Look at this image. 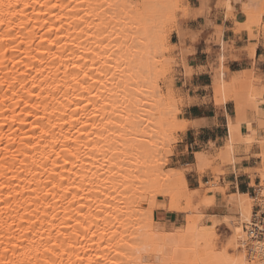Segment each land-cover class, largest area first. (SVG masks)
<instances>
[{"label":"bare ground","instance_id":"6f19581e","mask_svg":"<svg viewBox=\"0 0 264 264\" xmlns=\"http://www.w3.org/2000/svg\"><path fill=\"white\" fill-rule=\"evenodd\" d=\"M95 1L0 0V264H80L78 256L85 258L83 264H110L124 259L116 252L129 244L159 253L160 264H175L179 251L197 252L193 264H260L258 245L264 243L254 242L255 254L245 253L250 240L238 225L250 219L252 201L260 193L250 197L239 192L232 201L240 216L230 221L238 222L231 242L238 252L232 254L211 251L217 215L202 227L197 219L189 228L168 231L155 220V211L164 208L155 195L154 201L149 199L154 213L141 234L120 236L126 227L132 234L142 222L139 172L148 178L150 192L151 178L162 174L161 164L151 160L163 144L157 131L175 127L184 132L200 122L167 115L160 98L155 110L149 109L153 100L140 96L144 89L137 87V70L119 62L117 45L100 43L101 33L113 40L109 31L114 24L90 14ZM190 10L182 11L184 18L197 17ZM243 11L248 20L238 24L243 26L239 31L250 27L256 37L261 18L253 10ZM187 33L178 31L182 40ZM125 43L122 47L131 50ZM147 54L141 56L143 76L152 68ZM243 78L231 84L220 73L214 80L223 103L235 102L236 118L228 116L223 147L233 163L238 146L248 145L264 118L263 93L250 99L235 90L243 86ZM196 158L188 171L199 169L206 155L197 152ZM178 174L188 191L185 172ZM259 176L264 182V168ZM168 211L182 212L175 204ZM54 245L60 246L58 254L45 251Z\"/></svg>","mask_w":264,"mask_h":264},{"label":"rangeland","instance_id":"374dc122","mask_svg":"<svg viewBox=\"0 0 264 264\" xmlns=\"http://www.w3.org/2000/svg\"><path fill=\"white\" fill-rule=\"evenodd\" d=\"M140 1L141 0H97L95 1V4H93V10L90 11V14H100L105 21H113L114 27L109 31L113 40H109L106 38V35L108 34L107 32L101 33L100 43H108L109 41L108 46L117 45V47H119V49L117 50V57L119 62H121L122 65L128 64L131 69L137 70V87L141 91L144 89V93L143 91L140 92V96H142V98H149L150 102L153 100V104L149 105V109L154 111L157 105L156 101L158 98H160L162 108L165 109L166 114L171 116L177 113L178 121H180L179 115L181 112V106L183 105V100L176 87V74L177 68L182 64L180 63V61L183 62V60L181 59H183L189 52H181L177 45H172L170 42V37L173 32L177 31L178 33L180 29L178 26V20L180 17H183L182 11L184 9H186V11H191L190 9L192 8L190 4L186 5L184 0L180 1L179 3L174 0H148L145 5H138ZM232 1L238 2L241 0ZM218 2L223 4L224 0H218ZM244 5L247 4L243 3V6ZM247 9H249L248 5ZM252 12L253 11H251V13ZM263 12L264 0L260 4V9L258 10V12L253 13L262 14ZM145 28H148V32H146L147 35H145L146 33L144 32ZM255 28L254 32L256 31L258 36L260 32V25L258 26V28ZM220 39L222 41V37ZM210 40L211 42L217 44V38L215 35L211 37ZM125 42H129L131 44V50H127L125 47H122L123 44H127ZM217 45L220 46L221 44ZM226 49L227 44L225 43L224 53H226ZM179 51L180 53H177ZM146 52L149 54H147L148 61L151 63L152 68L150 69L149 75L146 71L145 76H143L144 72L141 68L144 62L141 56L143 54H146ZM220 55L221 51L219 50V52L217 53V61L220 63V66L218 68H215L213 65H211L212 71L216 76H219V74L222 72V60ZM92 56L93 54H91L89 57ZM187 69L188 73H190V68L187 67ZM154 82L155 85L153 84ZM245 83L243 84V86H238V88L236 87L235 90L239 92L241 91L242 93L247 92L248 96L246 98H259V96L263 93V91L257 92L254 90L256 88L255 84L257 83L256 79H250L246 86ZM142 93L143 95L145 94V96H143ZM215 98L218 104H223V101L221 100V97L217 90H215L214 93V99ZM246 109L251 110L250 107H246ZM182 132L183 131H180L175 127H168L167 131L165 132L162 129L157 131L158 139L161 140V143L163 144H161V150L156 155L151 156V160L153 161V163L158 162L161 164L162 174L160 176L154 175L151 178V183L149 182V186H151L152 191L150 192V190L147 188L148 183L145 181V179L148 180V178L143 175L142 171L139 172L138 178L141 181V190L143 192L140 193L141 195L139 197L141 198L139 208H141V212L143 213L141 217L142 222H140V224L138 225L139 228L134 230L135 233L133 231L132 234L131 228L129 227L127 229L126 227L121 232L122 234H120V236L123 235L122 238H125L127 236L125 239H129L131 236H133V234H141V231L144 229V223L147 220H150L154 213V210H152L149 205V199L154 201V195L156 196L157 203L164 206L163 210H168V207L171 204H175L182 211L176 212L178 214V222L176 224L165 225L162 223L166 226V229L168 231H174V229L176 230L180 227L189 228L195 221H197V219H201L198 221V225L200 224L199 226L202 227L208 224L209 220L214 216L208 213V207L206 206H212V204L215 203V198L209 197L208 193L211 191L215 192L221 189V184L219 182V178L217 177V173L221 171V166L233 164V161L231 159V156L225 153L224 148L219 149V151L214 154L207 152L204 164L199 167L198 170L202 173L206 170H211L214 174L213 180L209 183L201 184V186L197 189L189 188V190L186 191L187 189L185 190L184 182L179 176L178 172H187L188 167L186 166L184 168H173L174 163L171 161L173 146L179 140L178 134H181ZM261 138L260 122H258L257 132L251 135V142H249L248 145H243L247 147V151L249 152L251 147L254 145H258L261 147ZM167 140H170V143H166ZM263 151L264 149H262L261 153L258 154L257 157L263 155ZM261 158L262 164L260 166H257L254 169L245 170L248 175L254 178V184L252 186L255 188V191L248 193V196L250 197H254L256 196V194L258 196L261 192V188L264 186V182L259 176L260 170L264 168V157ZM167 176L168 178H170V180H167ZM256 179L259 180V184L257 185L255 183ZM142 196H145V199L144 197L142 198ZM209 200L211 201L210 203H205V201ZM256 201L257 199L255 198L252 201V212L249 220L252 219L253 212L255 211ZM156 208H158V206ZM159 210L160 209H157L156 211ZM192 215L194 216V218H196V220L193 219ZM189 217L192 219L189 220ZM239 217V210L234 202H226V209L225 211H223V215H217L216 217H213V220H215L216 222L218 221L219 224L217 223L218 225L215 229V239L211 243L212 252L223 253L226 251L229 254L238 252L237 250L231 248V242L234 236L233 232H235L233 230L235 225L233 224L238 222L234 221L232 223L230 221L235 219L238 220ZM155 220L157 223H159L158 219L155 218ZM249 220L243 218L241 219V225L238 224L239 226H241V229L243 230L245 235V239L247 240L248 237L245 226L247 223H249ZM150 228L152 230V228L154 227L150 226ZM128 236L130 237L128 238ZM245 251V253L250 255L249 245H247ZM155 253V251H151L150 253L151 258L154 260L157 258V253L156 255ZM179 255L181 256L178 258L175 264H193L197 259V252L195 251H179Z\"/></svg>","mask_w":264,"mask_h":264},{"label":"crops","instance_id":"0c3cea01","mask_svg":"<svg viewBox=\"0 0 264 264\" xmlns=\"http://www.w3.org/2000/svg\"><path fill=\"white\" fill-rule=\"evenodd\" d=\"M263 0H241L238 2L232 1L233 12L232 17L228 20H219L217 23L224 28L222 41L227 44L226 53H224V44H217L208 41L214 36L215 29L198 32V27L203 24L204 18L197 17H180L178 20L179 28L183 29L187 35L185 39H181L177 31L173 32L170 37L172 45H177L181 52L188 51L189 53L181 59V66L177 68L176 87L183 100L180 120L190 122H200L196 127H190L188 130L179 135V140L173 146V154L171 161L174 163L173 168H184L187 165H194L197 161L196 153L207 152L214 154L219 149L225 147V141L229 134V117L233 120L236 118L235 102L228 101L227 103L218 104L214 99V80L216 75L212 71L211 65L215 68L220 66L217 61V53L221 51L222 56H226V60L221 61V73L225 80L229 83L244 79L245 86L251 79H256L257 83L255 91H263L264 97V68L260 67L258 57L253 59L245 55L248 44L244 42L247 39V30L237 31L238 24H244L248 20L247 14L243 11V3L248 5L249 10L258 12L260 4ZM200 0H189L192 9L196 10L199 7ZM246 2V3H245ZM221 11L227 14L226 9ZM260 23L264 21V12L258 13ZM243 17V19H241ZM207 32V35L205 33ZM236 32V33H235ZM256 35L257 32L255 31ZM243 37V39H237ZM230 41L232 42L230 44ZM211 49V52L208 50ZM259 44L257 43V51ZM177 52V53H180ZM223 52V53H222ZM253 65H255L253 67ZM190 68V73H188ZM225 67V68H224ZM223 68V69H222ZM244 97L248 96L247 92H243ZM219 105V106H218ZM249 116L253 111L247 110ZM248 131V126L243 123L241 132L245 134ZM214 143V144H213ZM262 148L254 145L246 151L244 145H239L237 148L236 163L221 166V171L217 173L221 189L208 193L209 197L215 198L213 206L207 205L208 213L212 215H223L226 209V202H232L238 197V193H251L255 188L251 185L254 178L248 175L246 169H254L262 164V158L257 157ZM220 164V163H219ZM214 178L211 170L200 172L197 168L185 172V179L190 189H197L201 184L209 183ZM256 185L259 180H255ZM237 195V196H236ZM163 206V205H162ZM160 209L155 211V218L165 225L176 224L178 222V214L168 210Z\"/></svg>","mask_w":264,"mask_h":264},{"label":"snow or ice","instance_id":"6c2138e0","mask_svg":"<svg viewBox=\"0 0 264 264\" xmlns=\"http://www.w3.org/2000/svg\"><path fill=\"white\" fill-rule=\"evenodd\" d=\"M247 8V5H244ZM221 9H226L227 14L221 11ZM233 12V4L232 0H224V3L218 2V0H200L199 7L193 13L194 16H201L204 18V23L200 24L198 27V32L203 31L204 29H208L209 31L215 29L214 35L216 36L217 44H221V37L224 33V28L220 26L217 21L219 20H228L230 17L234 21V17H232ZM243 19V17H241ZM243 26H237V31ZM253 29L249 27L248 32L246 33L247 39L244 40L246 44H248L247 50L245 55L252 57L255 59L258 57V61L261 68H264V21L260 24V32L259 35L253 37L252 35ZM207 35V32L205 33ZM237 39H243V37H237ZM211 43V40L209 41ZM232 42L230 41V44ZM257 43L259 44V50L257 51ZM211 51V49H209ZM223 56L221 55V60H223ZM255 65H253L254 67ZM264 83V80H262ZM251 127V126H249ZM260 134L261 140L260 145L261 148L264 149V118L260 121ZM249 142H251V137L248 138ZM211 201H205V203H210ZM260 211L264 214V199L260 200ZM264 223V221H262ZM239 231V229H236ZM95 235V233H93ZM59 245H54L53 249H45V251L51 252L53 255L58 254L59 252ZM126 249H131L132 251L129 252ZM258 249L261 255L260 264H264V244L258 245ZM151 249L148 246H144L143 248L136 247L133 244L126 245V248H121L119 251L116 252V257H124L122 260L111 259L110 264H160L157 253V258L154 260L151 258ZM255 254V252H254ZM84 257L78 256L77 260L80 261V264H83ZM89 259H91L89 257ZM103 259V258H101ZM96 264H100V260H97ZM235 264H247V262L242 260H237ZM252 264H256L253 260Z\"/></svg>","mask_w":264,"mask_h":264},{"label":"built area","instance_id":"2783aa9c","mask_svg":"<svg viewBox=\"0 0 264 264\" xmlns=\"http://www.w3.org/2000/svg\"><path fill=\"white\" fill-rule=\"evenodd\" d=\"M257 196V194H256ZM264 199V187L261 188L259 197L255 204V211L253 212L252 219L246 224L245 229L247 237L249 238V253H253L254 242L264 243V214L260 211V200Z\"/></svg>","mask_w":264,"mask_h":264}]
</instances>
